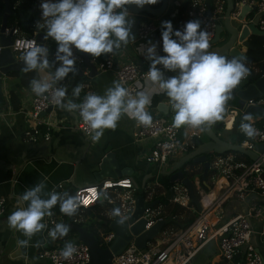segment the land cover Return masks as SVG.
<instances>
[{
	"label": "built area",
	"instance_id": "1",
	"mask_svg": "<svg viewBox=\"0 0 264 264\" xmlns=\"http://www.w3.org/2000/svg\"><path fill=\"white\" fill-rule=\"evenodd\" d=\"M23 1L25 0H17L16 4L12 5V9L15 10ZM189 1V8L183 13L179 12L173 29L174 31L183 30L184 25L188 21L199 20L202 29H205L208 33L210 48L213 45L212 42L216 34L217 25L225 18L227 0H212V11L210 14L207 12L205 0ZM233 2L234 10L231 13V20L238 24L235 25L240 29V26L253 24L257 19L258 22L256 26L259 31L263 33L264 0H233ZM243 5L251 7V11L244 19H240L239 15L241 14ZM137 16L138 14L129 10L130 19L135 20ZM11 30H13V43L10 45V48L14 55L20 54L22 57L24 45L29 41H34L38 45L40 44L37 40L38 32H35L34 35L26 36L19 27L8 25L6 34H9ZM136 35L139 40H143L151 35H157L158 42L163 50L161 27L153 22H139ZM173 38L175 39L176 37L173 36ZM44 46H46V44H44ZM164 55H166V53H164ZM75 56L76 62L84 65V57L80 55ZM115 56L116 52L115 54H106L102 61H98L97 58L93 57L91 62L97 65L98 71L112 72L115 79L120 81L123 86L129 90L132 96L135 97L136 93L139 91L140 82L146 80V74L149 68H142L134 61L117 64L115 62ZM244 62L250 69L249 75L262 72L260 67L250 65L246 61ZM88 73L89 72H85L84 75L87 76ZM77 85L83 86L77 103H81L88 93L97 94L96 87L91 77H88V79ZM53 87H66L69 90V88H71V83L63 80ZM235 94L236 90L234 89L231 97ZM250 104L264 107V96L247 101L246 105ZM50 107H52V110L59 107L53 103L50 93H45L43 96H34L31 108L23 112L26 119L32 122L24 133V139L26 141L37 142L41 135L46 141L51 139L54 125L46 120V116L41 115ZM226 112H229V114L223 115L222 122L224 123V128L228 125V118L232 117V129L236 126L237 131L244 136V140L240 143L242 147L253 149L256 144L264 143L263 115L256 116L255 114L257 113L250 114L252 116L251 123L256 129L257 134L253 138H249L239 130L243 115L248 114L245 109L226 105ZM172 125L173 121L166 115L153 117L150 126H138L136 122L134 141L139 142L146 139L153 140L151 151L145 156L148 163L157 164L160 167L166 166L169 165L171 161L180 159L197 149L194 137H200L198 132L192 133L191 137L188 139H182V128H175ZM78 129L86 137L94 135L79 115ZM262 156L264 158V153ZM209 161V170L213 171L211 177L215 180L214 187L210 186L208 180L206 181L207 189L203 187L202 180H192L203 207V210L199 212L195 221L186 228H163L155 239L147 242L146 247L143 249L137 246L135 241L136 236H133L124 251L114 257V264H192L193 259L211 241L218 242L220 264H264L263 256L252 242V236L255 233L252 220L255 219L264 223V203L253 204L245 212L238 213L226 221H222V215L220 213V209L228 198L235 196L244 197V193L251 187L264 191V167L259 162L246 164L244 161L238 160L237 156L232 153H212V155L209 156ZM57 187L61 190L60 192H64L63 182L59 183ZM215 188H218L217 195L207 205H204V198ZM135 190L134 182L130 177L107 178L100 181L99 184H87L76 188L75 195L79 194L81 200L85 203H82L78 210L80 215L75 216L74 221L79 222L83 212L96 206L98 203L120 208L122 215L129 217L133 214L135 209L136 197L133 194ZM171 190L173 192V197L170 198L172 203L179 204L192 211L197 209L191 202L188 187L180 180L173 183ZM144 191L147 194L144 196L146 202L156 201L160 196H166L167 194L164 185L159 180H156L152 184H148L144 188ZM7 202V197L0 195V216L6 213ZM111 212L112 211H105L102 213V215L108 218V223L114 219V217L111 216ZM215 213L218 214V216H215ZM143 217L147 219L145 230H148L160 220L167 218L165 206L158 200L155 206L145 209ZM53 222H59L54 212L53 215L47 219L48 229L54 226ZM98 231L100 245L104 248L109 247L115 238V233L110 229L106 231L104 228H99ZM73 243L77 248V252L71 259L66 260L61 256L60 253L64 247V245L61 244L52 248L42 249L39 253V257L46 260L47 264H88L91 261L89 246L82 241Z\"/></svg>",
	"mask_w": 264,
	"mask_h": 264
},
{
	"label": "clouds",
	"instance_id": "2",
	"mask_svg": "<svg viewBox=\"0 0 264 264\" xmlns=\"http://www.w3.org/2000/svg\"><path fill=\"white\" fill-rule=\"evenodd\" d=\"M159 0H42L40 4L41 20L36 28L46 29L43 39L56 42L54 60L49 59V49L29 41L24 45L22 59L25 73L55 67L51 82L33 78L30 87L37 96L51 94L53 103L62 110L77 112L79 117L91 129V139L98 142L106 129L115 130L122 115L134 119L138 126H150L153 117L146 111L151 104V94L139 91L135 98L120 81H113L103 95L88 93L81 103L72 100L66 102V87L53 86L75 73V51L90 54L98 58L103 54H115L122 46L135 39L131 29L134 20L129 18V5L143 8L155 5ZM43 21V22H41ZM163 52L159 55L157 45L149 42L144 49L150 68L146 81L166 95L174 110L173 127L189 126L201 128L211 126L223 118L225 104L232 91L246 78L250 69L244 62L246 57H232L210 52L208 33L201 28L199 20L188 21L183 30L173 29L171 21L162 22ZM173 36L176 38L174 39ZM143 51V52H144ZM163 66V70L158 66ZM165 71L176 73L165 76ZM82 85H76L72 96L80 97ZM250 114L243 115L239 130L249 138L257 131L251 123ZM46 181H39L27 188L18 197V206L7 217L11 230L20 232L25 239H18V247H29L32 237L48 228L45 217L53 215V209L59 205L60 212L68 217L77 214L82 203L79 194L60 193L56 190L46 192ZM46 197V198H45ZM112 217H118L117 223L124 225L127 217L120 208H114ZM48 230L51 240L63 239L70 226L63 222H53ZM36 247L42 246L37 241ZM77 252L71 241H66L61 256L68 260Z\"/></svg>",
	"mask_w": 264,
	"mask_h": 264
},
{
	"label": "crops",
	"instance_id": "3",
	"mask_svg": "<svg viewBox=\"0 0 264 264\" xmlns=\"http://www.w3.org/2000/svg\"><path fill=\"white\" fill-rule=\"evenodd\" d=\"M188 1L169 0L164 13L157 16H145V18L147 21L153 22L161 27V31L163 30V21H171L174 27L179 12ZM41 3L42 1L37 4L36 1V8L40 17L42 12L40 8ZM222 21L224 20H221L220 23H223ZM138 23L139 18L137 16L131 29L135 39L130 37L128 45L122 46L116 51L115 62L122 64L127 61H134L142 68L147 69L150 68V61L146 58V51L144 49L146 50L150 46L149 42L157 45L159 55H164V53L158 42L157 35H151L143 40L137 39L136 29ZM14 26L19 27L24 35H28L20 26L15 24ZM34 26L36 27V23ZM40 31L45 30L37 28L36 32ZM242 50L244 52L246 51L244 47H242ZM75 55L82 56L83 54L75 51ZM54 57V55L49 56L50 61L54 60ZM158 67L163 70L162 65ZM76 68H78L79 72L83 73L91 71L90 67L85 68L84 65L78 64L77 62ZM54 71L55 67H50L40 71L28 73L20 71L16 74L9 73L3 76L4 102L0 103V195L6 196L8 202L6 213L0 216V264H47L46 260L39 257L38 250L47 248L52 244H61L62 239L51 240L48 236L49 229L47 228L32 237L29 247H18L17 240L25 239L26 237L20 232L11 230L7 224V217L18 206V197L27 188L44 180L45 177H47L46 192L52 190L60 192L61 190L58 189L57 185L63 182V191L74 195V191L78 187L100 183L95 177V173L99 172L102 158L105 154L114 152L120 167L122 169L131 168L132 170L131 175L123 177H130L133 180L136 189L135 192L133 191V194L136 197L137 195H142L138 192H143L148 184H152L156 180L160 181L163 178L162 175H166V172L181 160L180 158L171 161L169 165L161 167L157 164L148 163L145 156L151 151L153 140L146 139L135 142L134 132L136 130V121L127 115H122L121 119L117 122L115 130L106 129L101 139L98 142H94L91 137H86L78 129L77 112L62 110L60 107H57L46 116V120L54 125L51 139L46 141L41 135L37 142L26 141L24 139V133L32 122L26 119L23 112L31 108L33 98L36 94L31 90L30 84L25 85L22 80L24 79L30 82L33 78H42L51 82ZM173 75H176V73L165 71L166 77ZM87 77L89 76L87 75ZM91 79L98 95H103L105 90L113 85V81H117L112 72L101 71ZM65 80L71 83L73 78L69 75ZM72 90L70 89L69 94L66 96V102L72 100L77 103L78 98L72 96ZM139 91H147L151 94V104L146 106V111L152 117L161 114L166 115L161 108L165 105L169 113L167 117L171 120L170 117L174 116L175 113L166 95L159 93L158 88L146 80L140 82ZM11 94L15 95L18 108L13 107ZM181 128L184 138H190L191 134L195 132H198L201 136L202 130L200 128L194 129L186 125ZM225 131H233L231 121L228 122V125L219 135L221 136ZM231 139L224 140L234 143L233 137ZM187 162L178 170L185 172L182 167ZM194 163L197 164L196 162ZM203 167L204 164L199 163L198 166L187 167V170L190 173L197 172L194 179L189 177L192 180H202V184L206 186L203 181ZM210 179L212 178L210 177L208 180ZM217 191L218 189L214 191L216 195ZM261 203H264V191L251 187L244 193V197L235 196L228 198L224 202L220 209L222 221H226L238 213L245 212L253 204ZM106 209L107 206L105 204L98 203L89 212L82 214L79 222H86L87 218L88 223L96 220L100 221V215ZM53 212L57 221L61 222L63 220L61 215L55 210ZM47 219L48 217H45L44 222L47 223ZM94 224L95 227L99 228L96 223ZM252 225L255 230L252 236V242L264 258V223L254 219L252 220ZM37 241L42 242V246L36 247ZM214 242L215 245L211 246ZM207 246H211L212 248V252L208 258V264H220L218 242L211 241L204 248Z\"/></svg>",
	"mask_w": 264,
	"mask_h": 264
},
{
	"label": "water",
	"instance_id": "4",
	"mask_svg": "<svg viewBox=\"0 0 264 264\" xmlns=\"http://www.w3.org/2000/svg\"><path fill=\"white\" fill-rule=\"evenodd\" d=\"M39 4L42 0H36ZM207 6L208 14L212 11V0H205ZM169 0H162V3L159 7H153L151 5H145L143 8H138L135 5H129L128 8L130 11L140 14L142 12H147L152 15H161L165 12L168 6ZM234 10L233 0H227V9L223 23L217 25L216 34L212 42V46L208 49L210 52H214L227 58L231 59L232 57H246L247 51L250 49H255V46L252 45L250 37L253 34H262L256 26L258 20H255V23L250 25H243L241 29L235 25L231 20V13ZM251 11V7L248 5H243L241 14L239 15L240 19H244L246 15ZM14 14L12 9V4L10 0H5V12L2 18V23L0 27V103L4 102L3 94V76L11 72H20L23 71L24 62L22 57L17 58L12 52L10 45H12L13 40V30L9 34H6V29L8 27L9 16ZM202 28V25H201ZM45 31H40L37 33V40L40 44L44 45L45 40L43 39ZM225 33L226 36L223 37L222 34ZM242 47L246 49L244 52ZM85 63L90 67L91 71L88 73V76L93 78L99 71L97 65L91 62L90 57L87 53H83ZM77 69V68H76ZM263 75L257 79L254 78V74H250L246 79L241 80V82L236 86V95L237 97L230 99L226 102L227 105L238 100V105H232L231 107L245 109L248 114L255 113H264V107L260 105H246L247 101L261 98L264 96V65L261 68ZM79 77H84L83 72L77 71L74 73ZM166 116L169 115L167 107L164 105L161 107ZM52 111L50 107L47 111L43 112L42 116H47ZM205 134L208 136L209 140L200 145L193 152L183 156L179 163L172 166L171 169L166 172V175L171 176V182L175 183L180 180L185 184L190 193L191 202L196 206L197 210L201 212L203 210L201 201L196 193L195 185L192 179L185 174L183 170H178L181 167L182 163H185L189 160H193L196 163L204 164V183L207 185V174L210 169L209 155L210 153L223 154L224 152L236 151L242 154L247 155L252 162H259L264 167V158L262 154L264 153V143L256 144L253 149H246L238 143H233L224 140L219 134H217L213 126L203 127ZM131 168L122 169L119 165V161L116 158L114 152H108L102 158L99 172L95 173V177L99 181H103L107 178H121L123 176L131 175ZM158 203V200L152 202H146L144 195L136 196V204L133 214L127 217L124 225L117 223L118 217L108 224L109 229L115 233V238L111 245L107 248H104L100 245L99 239L96 234L86 227L75 226L74 229L77 231L79 240L87 244L91 252V261L88 264H114L113 259L115 256L121 254L128 242L132 239L133 236H136V244L140 249L146 247L147 242L155 239L158 234L165 228V226L171 221V218H166L157 222L153 227L148 230H145L147 224V219L143 217L144 211L146 208L153 207Z\"/></svg>",
	"mask_w": 264,
	"mask_h": 264
},
{
	"label": "trees",
	"instance_id": "5",
	"mask_svg": "<svg viewBox=\"0 0 264 264\" xmlns=\"http://www.w3.org/2000/svg\"><path fill=\"white\" fill-rule=\"evenodd\" d=\"M12 5H15L17 0H10ZM162 3V0H159V2L155 5H152L153 7H158L160 6ZM189 3L190 1H188L183 8L181 9L180 13H183L184 11H186L189 8ZM227 9V6H226ZM5 12V1L4 0H0V27H1V23H2V18ZM145 16H152V14H149L147 12H142L140 14H138V18H139V22H145L147 21V19L145 18ZM40 15L37 12V8H36V0H25L23 2H21L19 4V6L14 10V14L9 16L8 19V25H18L21 27V29L27 33L29 36L34 35L35 32L37 31V28L34 26V24L39 21L40 19ZM46 31V29H44ZM50 40V47H49V56H53L55 54L56 48H57V44L54 40L49 39ZM250 41L252 43L253 46H255V49H250L248 50L247 53V58H246V62L250 65H256V67H260L262 68V66L264 65V32L262 34H253L250 37ZM90 57V60L92 61V56L90 54H88ZM106 54L101 55L100 57H98V61H102L105 58ZM83 56V55H82ZM84 67L88 68V65L86 63H84ZM78 69V68H77ZM253 72V71H252ZM18 72H11V74H16ZM254 73V72H253ZM69 75L72 76L73 80L71 82V88L76 86L77 84H79L80 82L88 79L87 76L84 77H79L78 75L74 74V73H70ZM262 75V72L259 73H254V78L253 79H257ZM23 83L25 85H29L30 82L25 81L24 79L22 80ZM70 88V89H71ZM68 90L66 96L69 94ZM11 100L13 103V107L14 108H18V105L16 103V98L14 94H11ZM163 115V114H161ZM257 115H263L264 117V113H257L255 114ZM202 130L201 132V136L200 137H194V141H195V145L196 148H198L200 145H202L204 143V140L208 141L209 138L208 136L205 134L203 127L200 128ZM213 129L214 131L219 134L221 133V131L224 129V123L222 122V120H219L217 122H215L213 124ZM233 133H235L237 135L238 138V144H240L243 140H244V136L241 135L237 129L236 126L234 127ZM181 138H184V135L181 134ZM235 143V142H234ZM235 154L237 156L238 160H242L244 161L246 164H251L252 160L245 154L236 152V151H229V152H224L223 154ZM209 156L212 155V153L208 154ZM199 163L195 164L192 160L188 161L182 168L185 170V173L187 176H192V174H197V172H193L190 173L189 170H187V167H195V165L198 166ZM204 170V167L202 168ZM201 171V170H199ZM213 174L212 170H209L208 174H207V178L206 180H208ZM162 179L160 180V182L164 185L167 194L166 196H160L159 198H157L161 204H163L165 206V212L167 213V218H171V221L165 226L164 229H168V228H174V229H181V228H186L187 226H189L191 223H193L195 221V219L198 217L199 214H195L193 213L194 211H192L191 209H187L179 204L176 203H172L170 201V198L173 197V192H172V186L173 183L171 182V176L169 175H162ZM203 187H205L207 189L206 186L203 185ZM139 194L141 193L142 195L146 196V192H138ZM74 195H75V191H74ZM212 198L215 197L214 194L211 195ZM192 205V204H191ZM106 206V205H105ZM93 208V207H92ZM92 208H89L87 210H85L83 212V214L89 212ZM114 209V207L112 206H107L106 210H103V213L105 211H112ZM56 211L58 214L61 215V217L63 218V220L61 222L66 223L70 226V231L68 233V235L66 237H64L61 241V245H64L66 241H71V242H78L79 240V236L77 231L74 229L75 226H79V227H86L88 230L94 232L97 236V238L99 239V234H98V229L99 228H104L106 231L109 230V226H108V218L104 215H100V221H95L93 223H88V218L86 220V222L82 221V222H75L74 218L75 216L80 215V212L78 211L77 214L73 217H68L66 215H63L60 212L59 209V205H57L53 211ZM91 220V219H89ZM96 223L98 225L99 228L95 227ZM56 244H52L51 246H48L47 248H52L55 247ZM42 250H38V253H40Z\"/></svg>",
	"mask_w": 264,
	"mask_h": 264
},
{
	"label": "rangeland",
	"instance_id": "6",
	"mask_svg": "<svg viewBox=\"0 0 264 264\" xmlns=\"http://www.w3.org/2000/svg\"><path fill=\"white\" fill-rule=\"evenodd\" d=\"M223 22V21H222ZM235 24H237L235 22ZM238 25V24H237ZM242 26H240V29H241ZM222 36H226L225 33L222 34ZM46 47L49 49L50 47V40H46ZM17 57H20L21 58V55L20 54H15ZM237 97V95L235 94L233 96V99H235ZM227 104H225L226 106ZM231 106L232 105H238V100H234L233 103L230 104ZM224 114H229V112H226V108H225V111L223 113ZM171 120L173 121V116L170 117ZM223 121V119H222ZM233 137V141L236 143L238 142V138H237V135L235 133H233L232 131H225L221 134V138L223 139H227V140H230L231 138ZM232 141V139H231ZM184 163L181 164V166L183 165ZM171 169V168H170ZM196 176L195 174H192L191 178L194 179ZM212 178V177H211ZM208 183L210 184L211 187H214L215 185V180L210 179L208 180ZM195 214H199V211L197 209L194 210ZM215 216H218V214L215 213ZM93 218V217H92ZM91 221H94V220H91ZM97 221V220H96ZM95 222V221H94ZM215 222V221H214ZM93 223V222H92ZM215 245V242L211 244V246ZM211 246H207L206 248H204L192 261V264H208V258H209V254L212 252V248Z\"/></svg>",
	"mask_w": 264,
	"mask_h": 264
},
{
	"label": "bare ground",
	"instance_id": "7",
	"mask_svg": "<svg viewBox=\"0 0 264 264\" xmlns=\"http://www.w3.org/2000/svg\"><path fill=\"white\" fill-rule=\"evenodd\" d=\"M232 120V117H229L228 118V122H230ZM218 188H215V189H213L212 190V192L211 193H209V195L208 196H206L205 198H204V200H203V202H204V205H207L213 198L211 197V195L214 193V191L215 190H217ZM215 194V196H216V193H214Z\"/></svg>",
	"mask_w": 264,
	"mask_h": 264
}]
</instances>
